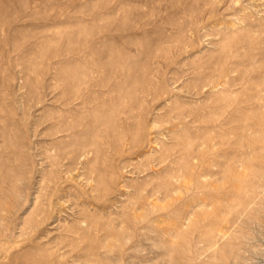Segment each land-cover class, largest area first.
Returning <instances> with one entry per match:
<instances>
[{"label": "rangeland", "instance_id": "374dc122", "mask_svg": "<svg viewBox=\"0 0 264 264\" xmlns=\"http://www.w3.org/2000/svg\"><path fill=\"white\" fill-rule=\"evenodd\" d=\"M0 264H264V0H0Z\"/></svg>", "mask_w": 264, "mask_h": 264}]
</instances>
